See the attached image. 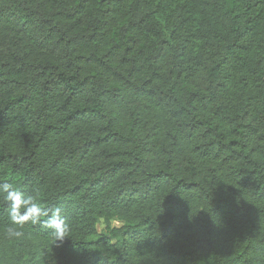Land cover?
Segmentation results:
<instances>
[{
	"label": "trees",
	"instance_id": "trees-1",
	"mask_svg": "<svg viewBox=\"0 0 264 264\" xmlns=\"http://www.w3.org/2000/svg\"><path fill=\"white\" fill-rule=\"evenodd\" d=\"M4 182L0 264H264V0H0Z\"/></svg>",
	"mask_w": 264,
	"mask_h": 264
},
{
	"label": "clouds",
	"instance_id": "clouds-1",
	"mask_svg": "<svg viewBox=\"0 0 264 264\" xmlns=\"http://www.w3.org/2000/svg\"><path fill=\"white\" fill-rule=\"evenodd\" d=\"M37 190L26 194L13 187L12 183H0V196L7 205L5 211L8 216V226L5 233L9 239L19 238L23 235L21 229L26 225H41L47 229L54 241L63 242L69 237L71 226L64 214V208L57 204L42 207L36 197ZM46 218V219H42ZM53 261H56L53 259Z\"/></svg>",
	"mask_w": 264,
	"mask_h": 264
},
{
	"label": "rangeland",
	"instance_id": "rangeland-1",
	"mask_svg": "<svg viewBox=\"0 0 264 264\" xmlns=\"http://www.w3.org/2000/svg\"><path fill=\"white\" fill-rule=\"evenodd\" d=\"M113 226H114V227H119L120 224L117 223V222H114V223H113ZM103 229H104V223H103V221H100V223H99V231H102Z\"/></svg>",
	"mask_w": 264,
	"mask_h": 264
}]
</instances>
